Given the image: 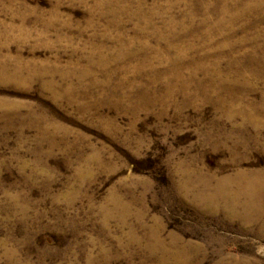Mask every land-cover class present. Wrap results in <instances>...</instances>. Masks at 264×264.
<instances>
[{
    "label": "rangeland",
    "instance_id": "rangeland-1",
    "mask_svg": "<svg viewBox=\"0 0 264 264\" xmlns=\"http://www.w3.org/2000/svg\"><path fill=\"white\" fill-rule=\"evenodd\" d=\"M238 105L264 121V0H0V264H174L150 230L264 264V218L198 198L264 172Z\"/></svg>",
    "mask_w": 264,
    "mask_h": 264
},
{
    "label": "bare ground",
    "instance_id": "bare-ground-1",
    "mask_svg": "<svg viewBox=\"0 0 264 264\" xmlns=\"http://www.w3.org/2000/svg\"><path fill=\"white\" fill-rule=\"evenodd\" d=\"M251 109L252 108H250V110ZM234 113L235 115H239L245 122H253L257 127L264 126V121L250 115L246 110V107L239 106V108H234ZM237 179L240 183L237 185L238 189L236 191L231 192L226 190L225 185L228 183V180H223L219 183V186L216 187L212 194H207L206 192L201 193V196L198 197L199 200L206 199L207 203L213 202V204H215L218 200L221 202L224 201V207H226L228 211L230 208L241 207L243 211H248L249 216L252 218L261 220L264 218V172H252L248 174L239 172L237 174ZM241 196L246 199L241 204H238V198ZM148 235L149 242L147 244V248L149 251L153 253L158 252L164 257L167 256L171 258L175 262L174 264L181 263L178 249H175L174 246H167L168 244L165 245V243L161 240L159 232L150 230L148 231Z\"/></svg>",
    "mask_w": 264,
    "mask_h": 264
}]
</instances>
